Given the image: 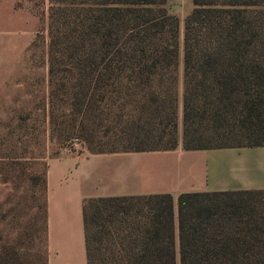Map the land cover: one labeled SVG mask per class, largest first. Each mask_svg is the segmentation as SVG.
Wrapping results in <instances>:
<instances>
[{"label": "trees", "instance_id": "trees-1", "mask_svg": "<svg viewBox=\"0 0 264 264\" xmlns=\"http://www.w3.org/2000/svg\"><path fill=\"white\" fill-rule=\"evenodd\" d=\"M167 1L46 0V9L37 7L51 82L69 101L65 138L79 128L91 151L90 126L114 117L123 126L109 153L178 146V22ZM191 2L182 148L262 147L264 0ZM113 109L119 113L111 116ZM82 215L87 264H264V190L182 194L176 205L168 194L89 199Z\"/></svg>", "mask_w": 264, "mask_h": 264}, {"label": "rangeland", "instance_id": "rangeland-1", "mask_svg": "<svg viewBox=\"0 0 264 264\" xmlns=\"http://www.w3.org/2000/svg\"><path fill=\"white\" fill-rule=\"evenodd\" d=\"M46 6V0H0V264H46L44 173L48 160L63 151L109 153L106 145L116 140L123 126L113 123L114 117L98 127L90 126L87 132L95 140L91 151L79 128L66 138L62 135L71 111L65 89L52 84L56 78L48 71L46 22L36 12L37 7ZM165 6L178 22L174 72L178 135L182 131L184 23L193 6L191 0H168ZM117 113L113 109L111 116ZM73 139L81 141L76 148L69 146Z\"/></svg>", "mask_w": 264, "mask_h": 264}, {"label": "crops", "instance_id": "crops-1", "mask_svg": "<svg viewBox=\"0 0 264 264\" xmlns=\"http://www.w3.org/2000/svg\"><path fill=\"white\" fill-rule=\"evenodd\" d=\"M90 154L61 152L44 173L46 264H87L86 200L264 190V146ZM162 180V183H161Z\"/></svg>", "mask_w": 264, "mask_h": 264}, {"label": "built area", "instance_id": "built-area-1", "mask_svg": "<svg viewBox=\"0 0 264 264\" xmlns=\"http://www.w3.org/2000/svg\"><path fill=\"white\" fill-rule=\"evenodd\" d=\"M81 144V141L78 139H73L69 142V146L76 148L77 146H79Z\"/></svg>", "mask_w": 264, "mask_h": 264}]
</instances>
